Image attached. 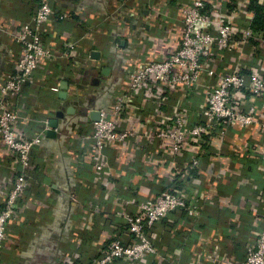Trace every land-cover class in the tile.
I'll list each match as a JSON object with an SVG mask.
<instances>
[{
	"label": "built area",
	"instance_id": "1",
	"mask_svg": "<svg viewBox=\"0 0 264 264\" xmlns=\"http://www.w3.org/2000/svg\"><path fill=\"white\" fill-rule=\"evenodd\" d=\"M155 1L147 10L158 15L162 10L153 6ZM251 1L254 0L177 1L179 45L153 56V37L142 42L145 65L141 69L127 67L122 74L125 88L114 99L112 110L99 109L94 119L85 121L90 132L79 134L80 148L69 153L74 188L92 189L93 193L85 202L87 222L78 221L80 217L73 219L65 230L66 239L75 247L59 251L55 264H80L79 231L89 230L88 223L104 211L103 206L97 210L94 202L98 199L111 201L112 215L126 222L127 241L119 236L120 232L110 235L105 231V239L112 238L102 255L84 264H149L151 260L157 262L159 256L167 264H183L180 257L189 254L193 246L198 264H264V182L247 177L252 185L250 195L229 199L227 207L236 208V216L226 218L223 226L218 225L220 220L202 212L206 204L213 202L211 193L216 187L210 185L207 173L201 169V159L224 156L225 143H234L242 133L262 135L261 140L250 144L262 160L258 176L264 177V67L260 64L264 63V44L255 45L262 32L251 25H234L229 17L231 9L234 12L238 8L251 14ZM36 3L31 21L20 25L13 34L19 55L14 73L0 87V147L10 165L0 178V253L17 245L13 242L21 237L17 228L25 211L32 203L40 204L31 197L30 159L40 149L54 117L51 111L43 119L37 116L32 135L24 130L20 116L25 112L24 89L38 72L42 75L38 76L40 83L53 102L64 83L59 69L74 70L83 60L90 63L87 58L78 60L76 45L62 37L61 51L44 44L42 36L45 26L57 14L56 3ZM60 9V18L67 19L69 11L62 6ZM153 13L152 18L156 16ZM52 37L55 38L54 33ZM245 47L250 48L248 59L244 58ZM193 95L199 96L196 106L192 104ZM83 110L87 115L93 113L86 107ZM231 132L234 138L230 137ZM130 144H134L131 160L123 162L118 158L117 165L110 166L105 151ZM192 147L196 148L195 157L174 166L175 177L165 190L135 204L114 188V176H127L131 181L138 175L129 163L138 154L148 170L143 176H155L164 168L170 169L171 162L184 157ZM82 173L89 175V183L78 177ZM221 179L224 182L223 175ZM169 218L174 223L173 236L184 235L180 242L175 239L172 253L163 252L152 237L156 227ZM227 226L234 236L248 233L246 247L233 249L238 243L226 235ZM196 231L212 235L218 258L208 259V242L194 235ZM23 232L29 230L23 226Z\"/></svg>",
	"mask_w": 264,
	"mask_h": 264
},
{
	"label": "crops",
	"instance_id": "2",
	"mask_svg": "<svg viewBox=\"0 0 264 264\" xmlns=\"http://www.w3.org/2000/svg\"><path fill=\"white\" fill-rule=\"evenodd\" d=\"M177 1L184 3L188 0H156L153 6L162 10V13L156 15L147 10L152 7V0H55L57 14L45 26L42 36L44 44L61 51L62 38H64L76 45L75 57L78 60L87 58L90 63L88 65L83 60L80 63L78 61L79 64L74 70L59 69L64 83L59 87L61 93L58 99L53 102L51 95L40 83L38 76L42 77V75L38 72L24 89L25 97L22 102L25 112L20 115L23 117L21 127L30 131L32 135L37 127L36 117L43 119L50 111L54 112L50 122L56 121L57 127L54 129L55 137L46 136L40 149L33 153L30 159L32 169L29 171L28 181L31 186V197L38 199L40 204L32 203L31 208L25 211V218L17 228L21 232V237H17L18 240L13 242L17 244L13 249H5L0 253V264H55L58 263L59 251L75 247L66 239L65 230L72 225L73 219L77 220L80 217L78 221L87 222V213H84L85 202L93 191L80 189L81 187L74 188L69 153H74L80 148L79 134L90 132L84 124L85 121L90 122L94 119L99 109L108 112L112 110L114 99L125 88L122 74L127 67L141 69L145 65L141 52L142 42L145 43L146 38L153 37L155 47L150 54L153 56L163 54L166 50L179 45L181 22L175 9ZM254 1L264 7V0ZM36 5V0H0V87L6 77L14 73L19 55L20 49L13 40V34L20 25L31 21ZM60 6L69 11L70 15L67 19L60 18L62 12ZM231 10L229 17L234 25H251L252 13L246 14L241 8L234 12L233 9ZM152 13L156 15L153 18ZM53 33L55 38L52 37ZM258 40L255 45L262 46L264 32ZM249 52L250 48L245 47V59L250 57ZM260 64L264 67L263 62ZM62 94H65V97H61ZM198 101L199 96L193 95L192 104L196 106ZM85 107L93 113L87 115L83 110ZM244 134L239 135L234 143H225L224 156L211 155L201 159V169L207 173L210 185L216 187L211 193L213 202L206 204L202 212L207 217L220 220L218 225L221 226L225 225L226 218L236 216L237 209L227 207L230 200H239L250 195L252 185L247 177L264 182V177L258 176L261 174L259 165L262 160L259 153L253 152L250 144L255 140H261L262 135L247 133L244 136ZM230 137L234 138V132H231ZM133 146L134 144H130L119 150L105 151L110 166L114 168L118 158L123 162L130 161ZM192 148L194 149L185 153L184 157L172 161L170 169L164 168L155 176H143L148 170L143 166L141 156L138 154L133 162H129L138 175L131 181L127 176H114L112 178L114 188L122 197L133 200L135 204L165 190L175 177L174 166L195 157L196 148ZM8 162L7 156L0 147V178L8 171L10 167ZM123 167H127L126 164H123ZM222 175L224 182L221 179ZM80 176L87 183L90 182L87 173L78 174V177ZM94 203L98 211L100 206L104 207V211L88 223L89 230L79 231L81 248L78 262L80 264L102 255L109 238H112L105 239V231L109 234L120 232L119 236L127 241L126 222L112 215L111 201L98 199ZM226 207L227 212H224ZM134 208V206L131 208V212ZM23 226L29 232H23ZM173 227L174 223L169 218L152 233L156 243L162 246L163 252L172 253L171 247L175 239L180 242L184 237L183 234L173 236ZM247 234L243 232L239 236H234L233 230H228L227 226L226 235L232 236V242L238 243L232 246L235 251L246 247ZM194 235L200 236L201 241L208 242L209 260L218 258L215 239L211 234L200 235V232L196 231ZM195 250L196 247L193 246L189 254L180 257V261L183 264H198L194 256ZM149 264L167 263L159 256L157 262L151 260Z\"/></svg>",
	"mask_w": 264,
	"mask_h": 264
},
{
	"label": "trees",
	"instance_id": "3",
	"mask_svg": "<svg viewBox=\"0 0 264 264\" xmlns=\"http://www.w3.org/2000/svg\"><path fill=\"white\" fill-rule=\"evenodd\" d=\"M249 10L253 14L252 29L264 32V7L260 6L256 1H251Z\"/></svg>",
	"mask_w": 264,
	"mask_h": 264
},
{
	"label": "water",
	"instance_id": "4",
	"mask_svg": "<svg viewBox=\"0 0 264 264\" xmlns=\"http://www.w3.org/2000/svg\"><path fill=\"white\" fill-rule=\"evenodd\" d=\"M65 87V86H64ZM61 97H65V94H62ZM96 113H95V117H96ZM57 127V123L56 121H52L50 122V125H49V131L46 133V136L49 137V138H53L55 137V128Z\"/></svg>",
	"mask_w": 264,
	"mask_h": 264
}]
</instances>
